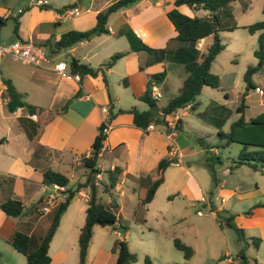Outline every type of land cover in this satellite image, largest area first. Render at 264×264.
Returning <instances> with one entry per match:
<instances>
[{
	"label": "crops",
	"instance_id": "0c3cea01",
	"mask_svg": "<svg viewBox=\"0 0 264 264\" xmlns=\"http://www.w3.org/2000/svg\"><path fill=\"white\" fill-rule=\"evenodd\" d=\"M34 1L0 0V44L18 40L38 45L50 35L57 39L71 29L87 31L95 25L96 14L115 0H45V4L42 5H36ZM69 4L72 6L56 10ZM172 7H174L172 0H139L130 7L115 10L106 19L105 26L108 30L106 34L87 35L83 40L56 54H50L45 49V60L40 65L18 61L8 55L0 56V95L2 96L4 89L1 79H8L16 91L23 93V100L26 103L41 109L39 114L33 113L34 118L30 117L32 114L29 115L25 108L6 112L4 98H0V110L3 114L1 118L3 120L5 117L14 118L18 130L0 136V147L8 144V141L12 143L8 145L9 148L0 149V202L5 199H16L23 207L22 212L15 217L6 216L0 211V239L5 244H8L6 241L14 230L29 234L35 230L40 232L46 229L48 220L43 222L42 218L47 214L39 212L45 204L46 195L51 193L58 196L57 202L61 199L59 193L50 189L49 185L41 183L42 172L51 169L66 176L67 173L82 169L81 179L76 181L82 182L85 169L80 157L88 155L97 127L103 122L106 130L96 161L100 179L104 177L105 170L115 168L119 173L113 189L117 203L114 210L117 220L112 225L114 227L99 226L100 230L105 231L110 227L114 234L119 236L115 229L122 226V221L140 219L143 207H148L152 201V198L146 204L140 201L147 185L146 179L152 180L156 177L155 167L160 159L172 157L173 162L176 161L178 164L174 165L171 162L164 169L162 183L165 181V172L168 168L173 166L180 168L186 178H179L173 183V187L189 190L187 199L189 204L193 201L200 203L201 195L213 187L211 196L214 199H205L210 216L214 218L216 212L222 213L224 217L230 216L231 222L234 220V225L243 230L245 237L258 238L260 240L258 246L256 248L251 246L252 256L243 252L247 259L246 264H253V261L264 263V168L254 170L241 165L228 170L229 162H221L215 172L216 184L212 185L210 179L207 186V183L200 182L194 175L193 166L187 160V157L197 150L201 151L193 143L190 137L192 133L183 128L181 117L186 114L187 105L164 117L170 127L178 119L181 122L180 130L170 132H166L163 126H154L144 131L132 124L129 113H115L118 109L127 110L132 106L138 110L146 109L144 103L136 97L143 91L148 76L162 70L165 73L164 78L156 84L159 92L157 106H164L168 99L177 94L186 75L183 65L172 61L168 55L159 59L156 52L130 51L126 38L120 34L123 30L129 29L151 48H166L167 54L172 53L181 46L173 39L176 33L165 15ZM72 8L76 11L73 12ZM176 9L187 16H197L200 8L182 4L176 6ZM14 22L17 23L16 35L12 32ZM208 36L199 39L195 47L198 49V44ZM209 44L210 42H205L204 49L198 51L204 52ZM114 52L125 54L109 68L103 69V74L98 72L95 76L77 75L76 79L66 78L55 70V65L62 62L64 72L70 74L68 65L70 57L90 67H98ZM62 56H67V63ZM218 79L220 87L222 80L220 76ZM259 80L261 84L258 85L250 81L253 87L262 90V94H259L261 98L258 109L255 108L256 114L253 116L264 110V72ZM120 86L124 91H121ZM203 87L200 88V92ZM253 87L247 88L248 92L244 94V98L249 93L258 94ZM77 91L79 95L74 98ZM163 97L164 102L158 104ZM248 108L249 105H245L243 109L244 119L253 117L245 116V110ZM108 111L113 114L110 120H107ZM237 116L236 113L234 119ZM234 119L226 120L222 129L227 130L229 123ZM34 122L40 125L35 134L31 128ZM200 123L205 122L200 120ZM6 127L8 128V124ZM213 130L216 131L214 127ZM209 153L216 154V151L210 148ZM125 190L137 192L138 199H117V196L127 198ZM81 191L88 194L87 189L83 188ZM98 191L102 192L99 186ZM104 194L107 199L102 204L106 205L108 195ZM75 195L60 215L58 225L48 243L50 264H67L68 250L71 248L65 247L64 240L73 235L77 239L83 223L86 200ZM38 199L42 201L37 202ZM54 201L49 209L57 203ZM255 204L258 205L254 206ZM123 206L125 211L121 214ZM249 208L250 212L245 214ZM96 226L92 227V235ZM124 236L125 234L122 239ZM115 240L121 238L113 237L108 241L97 239L96 244L90 249L92 243L90 239L84 264H114ZM158 247V244L154 246L155 254L160 252ZM5 252L8 258L1 264H22L17 256L12 255L7 249ZM193 254L192 250L187 259L184 257L182 259L188 261ZM161 259V264L174 263L164 254L161 255ZM76 263L75 256L74 264ZM229 264H232V261Z\"/></svg>",
	"mask_w": 264,
	"mask_h": 264
},
{
	"label": "trees",
	"instance_id": "16d2710c",
	"mask_svg": "<svg viewBox=\"0 0 264 264\" xmlns=\"http://www.w3.org/2000/svg\"><path fill=\"white\" fill-rule=\"evenodd\" d=\"M139 0H115L109 4L103 11L96 14L95 25L87 31L68 30L62 33L57 39L50 35L46 39L38 43L43 46L48 53L56 54L60 50L68 49L73 44L84 39L87 35H99L106 34L105 23L108 15L118 9L127 8L138 2ZM235 0H172L174 7L167 10L165 15L175 30L174 40L178 41L181 46L175 49L172 53L167 49H153L147 44L143 43L133 32L129 29L123 30L122 34L129 45L130 51L143 50L146 52H156L159 59H163L166 55L170 56L171 60L183 65L185 70V77L182 80L181 86L177 94L167 100L164 106L158 107L156 99L150 95L151 84H158L164 78V71L150 74L145 83L144 89L137 100L143 102L146 105V109L138 110L135 107H130L127 110L118 109L115 113L127 112L131 115L132 124L142 130H146L148 124L154 126H163L166 132L172 130H180L181 122L176 120L170 127L164 117L168 114L174 113L186 105L193 111L195 105L193 103L194 97L199 94L202 86H208L210 88L219 87L218 76L210 72V62L215 55L222 49V45L219 43L217 32L218 31H230L235 28L236 25L225 26L221 21L223 17L231 16V5ZM186 5L188 7H199L206 12L204 16H187L176 9V6ZM72 4L65 5L56 9L60 11L67 7H71ZM261 11L264 13V0L262 2ZM248 33H256L255 48L252 51L253 57L259 63L258 66H247L243 72L242 79L247 88L251 87L249 77L252 73L256 72L264 65V20L255 21L244 26ZM13 34L17 33V23H13ZM208 35L212 36V42L208 45L204 52L200 53L195 47V43ZM125 52L112 53L105 62L98 67H90L86 64L80 63L77 59L70 57L69 60V73L71 75L77 74L82 76L88 74L95 76L98 72L103 74V69L109 68L118 58L123 56ZM4 89L2 97L4 98V108L6 112H12L16 108H25L27 113L39 114L41 109L39 107L30 105L23 100V93L14 89L8 79H1ZM124 84V80H122ZM79 95V91L75 92L74 98ZM225 95V94H224ZM244 94L242 93L238 97V103L234 108L235 113L238 114L237 118L231 121L227 130L222 129V125L228 118L230 111L224 106L216 104L214 101H210L207 106L201 111L197 112V117L205 123H212L215 131V142L210 144L206 139L207 134L203 135H190L195 146L203 151L205 154L203 163L210 173V179L212 185L216 184L215 180V165L221 163L220 157L216 154L209 153L210 148H220L228 146L232 143L239 145V150L232 158H229L227 169L231 170L235 167L244 165L254 170L264 168V110L257 115L248 119L243 118ZM226 97V95H225ZM64 107L62 108V110ZM159 112H156V111ZM207 113L210 116L207 117ZM113 114L108 111L107 120L112 118ZM39 123L34 122L31 126L32 132L35 134L39 130ZM105 124L102 122L97 127L96 134L90 146L88 155L80 157L81 164L85 169L84 179L82 182H77L74 187L68 186V178L60 172L46 169L41 174V183L45 186L49 184H55L63 187L64 198L53 205L47 212L48 225L44 231H33L26 234L24 232L14 230L7 239L8 245L20 253L25 260V264H50V258L47 253L48 243L58 225V220L66 205L70 199L75 195V192L79 189H87L88 198L86 199V206L84 210V220L79 228L77 234V263L84 264L87 246L92 234V227L98 226H112L116 222V216L114 210L117 207L116 196L113 191L114 186L118 179V169H111L103 171L104 177L96 182L95 174L100 173V170L96 166L98 152L101 148V141L104 137L103 129ZM29 136V135H28ZM31 136V135H30ZM173 162V158H162L158 161L155 167L156 177L152 180H147V185L144 189L143 196L140 201L142 204H146L151 200L156 188L162 183L164 169ZM98 186L101 191L108 195V204L104 205L100 203L97 198ZM42 199H38L37 202H41ZM255 204L254 206H257ZM22 204L16 199H5L0 202V211L6 216L15 217L22 212ZM249 208L245 211V214L250 212ZM221 216L217 213L214 218L218 225L221 226L219 221ZM222 218V217H221ZM223 224L231 227L235 234L237 241L241 244L236 257L239 264H246L247 259L243 252V247L250 244L253 248H256L259 243V239L255 237H245L243 230L240 227L235 226L231 222L230 216L222 218ZM173 247L182 252L184 258H188L192 254V250L189 246L180 242L177 238L172 239ZM116 258L114 264H129L136 260L134 253L130 252L126 246L125 241L115 240L113 243ZM142 264H152L149 257L144 255L142 257ZM178 264V263H172ZM253 264H264L261 262L253 261Z\"/></svg>",
	"mask_w": 264,
	"mask_h": 264
},
{
	"label": "rangeland",
	"instance_id": "374dc122",
	"mask_svg": "<svg viewBox=\"0 0 264 264\" xmlns=\"http://www.w3.org/2000/svg\"><path fill=\"white\" fill-rule=\"evenodd\" d=\"M262 2L263 0H235L232 3L231 16L223 17L221 22L225 26L236 25V27L230 31L223 30L217 32L222 49L215 55L209 67L210 72L221 77L222 85L218 88L204 86L202 91L194 97L193 103L195 109L193 111L189 108L186 109V114L181 117L184 129L195 135L207 134L208 138L206 140L210 144L215 142L214 126L210 122L200 123L196 113L201 112L207 104L213 100L216 104H220L230 111L226 120L230 121L235 118L236 113L234 107L238 103L237 96L248 92L242 79L243 72L247 66H257L258 64L252 54L255 48L256 33H248L244 26L255 21L264 20V13L261 11ZM196 14L197 16H201L206 14V12L199 9ZM9 25H11V23H9ZM205 42L211 43L212 36H208L203 42L199 43L198 49L203 50V44ZM62 59L67 63V56H62ZM263 72L264 65L256 72L252 73L249 80L255 85L261 84L259 79ZM109 80L112 82L110 78ZM113 84H115V82H113ZM251 87H253V85H251ZM120 89L124 91L121 86ZM0 98H2L1 95ZM260 98L261 95L254 93H249L248 96L244 98V105H249V108L245 110V116H253L256 114L255 108L257 107L258 109ZM163 102L164 97L158 101V104H162ZM207 114V117L210 116L209 113ZM2 115L1 111L0 136L17 132L16 120L7 117L3 120V118H1ZM7 124L8 128L6 127ZM225 128H227V125ZM8 145H12V143L8 141V144L0 147V149L9 148ZM238 150L239 145L236 143L215 149L221 162H225L229 158L235 156ZM204 156L205 154L203 151L197 150L194 154L187 157V160H189L190 164L193 166L194 175L200 182L204 181L208 186L210 173L203 163ZM217 167L218 165L214 166L215 172ZM81 173L82 169L72 171L71 174L67 173L66 177L69 180L68 186L74 187L77 183L76 181L81 179ZM183 174L184 172L177 166L168 168L165 172V181L156 188L149 206L143 207L140 219L122 221V226L115 229L119 232V236L114 234L112 228L109 227L108 230L103 231L100 230L97 225L94 228L93 235L91 234L90 237L92 240L90 249L96 244L97 239L101 238L108 241L110 238L118 237L126 242L128 250L136 256V260L129 264H142V257L144 255L149 257L152 264H161L162 254L169 258L170 262L178 264H229L227 259H230L232 264H236L238 262L236 253L241 244L237 241L234 230L223 224L224 220L222 219V213L216 212L222 217L219 219L222 225L219 226L216 220L210 216V212L207 209L205 199H214L211 196L213 187H210V189L208 188V192L201 195L200 203L193 201L189 204L187 201L189 190L185 188L176 189L173 187V183L185 176ZM185 178L186 177H184V179ZM125 193L127 198L117 196V199H138L137 192L125 190ZM59 197L61 200L64 198V194L61 191L59 192ZM75 197L83 199L78 195H75ZM56 198H58V196L54 195L53 201L55 199V203L57 202ZM97 198L100 203H103L107 199V196L98 191ZM71 199H74V196ZM197 210L200 211V214L196 213ZM124 211L125 206L122 207L121 214L124 213ZM47 220L48 216L42 218L43 222ZM232 223L235 224L234 220ZM123 234H125L124 239H122ZM172 238H177L180 242L189 246L194 251L193 256H191L188 261H184L182 259V252L173 247ZM157 244L160 252L155 254L154 246ZM64 245L67 248H71V250H68L67 264H74L75 256L77 262V240L74 235L66 237ZM249 245L250 244L244 246L243 251L247 255L252 256L253 250L251 245ZM0 249V264L8 258L5 252L6 249L12 253V255L21 259L23 264V256L20 253L17 254L14 252L2 239H0ZM90 261L91 258L89 262Z\"/></svg>",
	"mask_w": 264,
	"mask_h": 264
},
{
	"label": "built area",
	"instance_id": "2783aa9c",
	"mask_svg": "<svg viewBox=\"0 0 264 264\" xmlns=\"http://www.w3.org/2000/svg\"><path fill=\"white\" fill-rule=\"evenodd\" d=\"M34 3L36 5H42V4H45V0H35ZM71 10L73 12L76 11L75 8H72ZM1 55H8L11 58L18 60V61H27L35 65H40L41 62L45 60V48L41 45H37L30 41L15 40L10 43L0 44V56ZM55 70L59 74L65 76L66 78L72 77V78L77 79V74L71 75V74L64 72V63L62 62H58L55 65ZM253 90L258 94H262V90L259 87H253ZM150 95L154 99H157L159 97V92L156 89V85L153 83L150 86ZM30 117L34 118V115L33 114L30 115ZM150 128H152V125L148 124L146 129H150ZM105 130H106V127H104L103 132H105ZM173 164L177 165L178 163L174 161ZM95 180L96 182L100 180L99 173L95 174ZM50 189H52L53 191H56L57 193H59L60 191L61 192L63 191L62 186H58L55 184H51ZM75 194L82 197L85 200L88 198V194H85L84 192H82L81 189L77 190ZM53 196L54 195L51 193H48L46 195V199L44 200L45 204L40 208L39 210L40 213L45 214L49 211V207L53 202ZM196 213L200 214V211H196ZM229 262H231L230 259H229Z\"/></svg>",
	"mask_w": 264,
	"mask_h": 264
},
{
	"label": "water",
	"instance_id": "95a60500",
	"mask_svg": "<svg viewBox=\"0 0 264 264\" xmlns=\"http://www.w3.org/2000/svg\"><path fill=\"white\" fill-rule=\"evenodd\" d=\"M259 65V63L257 64V66ZM49 187H51V184H49Z\"/></svg>",
	"mask_w": 264,
	"mask_h": 264
}]
</instances>
